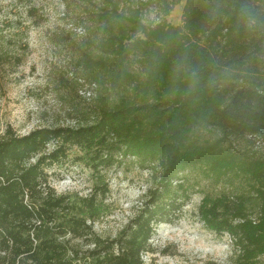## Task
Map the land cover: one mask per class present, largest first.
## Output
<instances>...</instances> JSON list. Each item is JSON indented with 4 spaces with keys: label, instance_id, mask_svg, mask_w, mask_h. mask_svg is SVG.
Instances as JSON below:
<instances>
[{
    "label": "trees",
    "instance_id": "obj_1",
    "mask_svg": "<svg viewBox=\"0 0 264 264\" xmlns=\"http://www.w3.org/2000/svg\"><path fill=\"white\" fill-rule=\"evenodd\" d=\"M95 1L76 65L99 87V104L74 127L0 136V264H145L157 226L178 221L191 197L190 173L231 190L198 206L206 228L232 239L229 263L259 264L264 0ZM182 1V24L167 23ZM149 8L156 23L144 22ZM70 154L91 172L88 194L48 183L46 167ZM128 158L150 172V186L119 233L102 237L93 225L109 211L106 172Z\"/></svg>",
    "mask_w": 264,
    "mask_h": 264
},
{
    "label": "rangeland",
    "instance_id": "obj_2",
    "mask_svg": "<svg viewBox=\"0 0 264 264\" xmlns=\"http://www.w3.org/2000/svg\"><path fill=\"white\" fill-rule=\"evenodd\" d=\"M95 0H0V136L7 128L22 136L38 127H74L91 105L99 104V87L77 68V47L92 37L94 25L85 13ZM180 2L166 22L182 24ZM146 24L159 21L154 8L145 10ZM24 44L28 47L26 50ZM19 61V64H17ZM85 111V112H84ZM212 138L216 133L203 131ZM54 144L50 143L49 150ZM264 156V145L255 149ZM48 183L57 193L88 194L91 172L75 162L72 154L61 165L46 167ZM191 197L178 221L157 226L150 240L151 251L142 255L145 264H230L232 239L206 228L198 216L204 195L231 192L224 185L186 174ZM110 189L105 203L109 211L94 223L102 237H115L141 205L150 186V172L133 158L106 172ZM254 209L251 216L256 217ZM264 264V255L259 257Z\"/></svg>",
    "mask_w": 264,
    "mask_h": 264
}]
</instances>
